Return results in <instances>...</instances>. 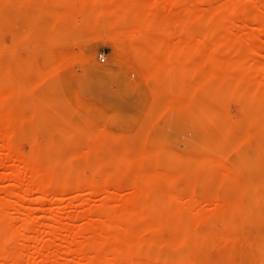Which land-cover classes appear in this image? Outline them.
Wrapping results in <instances>:
<instances>
[{
  "label": "rangeland",
  "instance_id": "1",
  "mask_svg": "<svg viewBox=\"0 0 264 264\" xmlns=\"http://www.w3.org/2000/svg\"><path fill=\"white\" fill-rule=\"evenodd\" d=\"M0 264H264V0H0Z\"/></svg>",
  "mask_w": 264,
  "mask_h": 264
},
{
  "label": "bare ground",
  "instance_id": "2",
  "mask_svg": "<svg viewBox=\"0 0 264 264\" xmlns=\"http://www.w3.org/2000/svg\"><path fill=\"white\" fill-rule=\"evenodd\" d=\"M66 11V10H65ZM150 15L148 16H146V19L148 20V22H149V19H150ZM135 18H138L137 17V15H135ZM150 20H152V17H151V19ZM118 29H120L118 26H117V29H115L116 31L118 30ZM117 32H120V31H117ZM121 32H122V30H121ZM122 43V42H121ZM143 44V43H142ZM124 45V44H123ZM143 45H141V43H139V42H136V43H132L131 45H125V47L124 48H128L131 52V54L133 55V59L135 60V61H137L138 63H142L144 60H146V59H149V58H153V51H150V50H147V49H144V47H142ZM146 48V47H145ZM149 51V52H148ZM153 53V54H150V53ZM147 53H149V54H147ZM152 55V56H151ZM147 56L149 57V58H147ZM151 56V57H150ZM126 60H125V58L124 59H119V64H123L124 62H125ZM157 64V63H156ZM158 67V66H157ZM156 67V68H157Z\"/></svg>",
  "mask_w": 264,
  "mask_h": 264
},
{
  "label": "built area",
  "instance_id": "3",
  "mask_svg": "<svg viewBox=\"0 0 264 264\" xmlns=\"http://www.w3.org/2000/svg\"><path fill=\"white\" fill-rule=\"evenodd\" d=\"M102 58V57H101Z\"/></svg>",
  "mask_w": 264,
  "mask_h": 264
}]
</instances>
